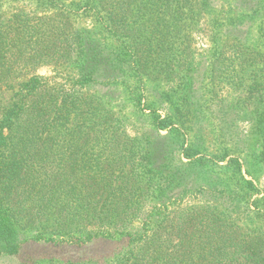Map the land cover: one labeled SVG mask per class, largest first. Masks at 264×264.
<instances>
[{"label": "trees", "instance_id": "1", "mask_svg": "<svg viewBox=\"0 0 264 264\" xmlns=\"http://www.w3.org/2000/svg\"><path fill=\"white\" fill-rule=\"evenodd\" d=\"M22 1L0 0V259L18 255L29 243L81 247L107 240L122 248L103 262L34 264H264V226L252 229L240 218L264 220L259 200L249 198L257 189L245 178L246 159L227 160V152L196 158L184 143L180 156L190 164L182 162L177 173L149 168L141 142L127 135L113 105L118 87L127 85L117 75L119 68L131 70L139 89H147L149 71H163V59L178 43L188 48V36L181 41V34L196 27L209 0H38L41 15L1 14L5 5ZM165 12L173 19L170 26ZM84 14H93L101 29L88 35L86 45L71 24ZM256 15L264 18V2L245 13ZM222 20L221 13L214 14L216 40L225 25L244 24ZM231 34L230 46L216 42L210 67L217 64L232 89L245 87L246 76L251 78L261 144L254 161L264 167V21L260 46H248L245 34ZM225 61L230 64L224 66ZM49 64L83 69L89 64L78 84L85 88H52L35 75ZM186 96L175 97L180 106L166 118L151 111L159 131L184 126L181 121L190 113L182 105L193 106ZM142 97L135 100L146 116L150 108ZM193 170L215 173L214 181L206 187L189 181ZM197 187L210 195L200 204L187 200ZM227 198H237L235 209L219 202Z\"/></svg>", "mask_w": 264, "mask_h": 264}, {"label": "rangeland", "instance_id": "2", "mask_svg": "<svg viewBox=\"0 0 264 264\" xmlns=\"http://www.w3.org/2000/svg\"><path fill=\"white\" fill-rule=\"evenodd\" d=\"M260 1L264 2V0H209L211 6L200 17L196 27L184 30L181 34V41L184 35L188 36V48L185 49V46H179L180 43H178L175 51H171L170 55L167 54V57L163 59L164 65L159 68L166 72L150 70L147 89H139L140 84L137 79H134L131 70L126 67L119 68L117 75L119 78H125L127 85L123 84L118 87L117 98L113 105L116 107V114L120 113L124 119V129L127 135L132 140L141 142L142 153L146 155L149 168H162L171 173H177L181 169L182 162L190 164V160L180 156L183 155L182 145L184 143V148H190V155H198L196 158L205 155L207 158L222 157L227 152V160L239 158L243 161L246 159L248 166L244 167L245 178L252 181L257 189V193L252 192L249 198H252V203L259 200L264 216V167L254 161L259 155L261 144L257 143L259 138L256 134L259 100L251 96L252 91L249 89L253 82L249 76H246L245 87L232 89L233 87L223 79L221 74L223 71H219L218 65L210 67L215 63L213 57L216 42L218 41L223 46L228 42L230 33H232L230 37L232 35L240 37L241 34H245L248 46L262 44L259 31L264 18L257 15L250 18L245 17V13L251 12ZM22 10H30L41 15L44 8L38 0H26L18 4L5 5L1 9V14L11 16ZM215 13L222 14L223 20L220 23L227 24L231 18H234L239 22L243 20L244 24L240 27H237V24L235 26L225 25L219 29V40H216L212 32V20ZM52 14L54 15L55 12L50 13ZM165 14L166 16L162 17L165 18L166 25L170 26L173 19L167 15V12ZM71 24L82 34L84 44L88 41V35L97 34L101 30L97 28L99 24L93 14H84L74 18ZM231 41L227 45L231 44ZM89 50H92L90 45L87 46L88 54ZM183 50L186 53L182 56L173 55ZM223 52L227 53L226 59L231 57L227 47ZM229 64L230 62H224V66ZM80 66L79 64L63 66L49 64L37 69L35 75L47 80V83L57 90H71L75 84L76 89L80 90L83 85H78L79 81L89 69V64L84 69ZM213 68H216L218 72L212 74L210 70ZM185 69L188 71H184ZM181 85L187 86L188 90H181L179 88ZM186 94L191 97L193 106L188 109V106L182 105L186 107L185 113H190L181 121L184 126L178 124L168 130L159 131L153 124L151 111H157L160 116L166 118L180 106L175 101V97L181 98ZM140 95H144L141 99L142 105L150 108L145 112L146 116L140 114V107L135 100ZM226 164L220 163L224 167ZM183 169L189 170L187 167ZM193 172L189 181L193 182L196 179L201 187H206L204 183L214 181L215 173H207L205 170H193ZM195 191L197 193L187 198L189 202L200 204L204 198L210 197L206 192L203 194L201 188L197 187ZM236 200L237 198H227L219 202L228 208L235 209L238 204ZM252 210H255V205L252 206ZM240 218L245 224L250 223L252 229L264 226V220L257 219L255 216L248 220L244 219V216ZM121 248V243L107 240H97L81 247L29 243L21 248L18 255L1 258L0 264H34L45 261L80 262L91 259L103 262Z\"/></svg>", "mask_w": 264, "mask_h": 264}]
</instances>
